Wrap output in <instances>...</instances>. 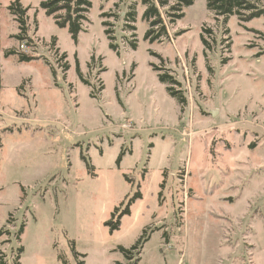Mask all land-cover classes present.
<instances>
[{"label": "rangeland", "instance_id": "1", "mask_svg": "<svg viewBox=\"0 0 264 264\" xmlns=\"http://www.w3.org/2000/svg\"><path fill=\"white\" fill-rule=\"evenodd\" d=\"M14 1L0 0V264H113L140 238L138 264H264V16L161 7L170 38L151 42L144 0H91L75 43L41 0H18L24 34Z\"/></svg>", "mask_w": 264, "mask_h": 264}, {"label": "trees", "instance_id": "2", "mask_svg": "<svg viewBox=\"0 0 264 264\" xmlns=\"http://www.w3.org/2000/svg\"><path fill=\"white\" fill-rule=\"evenodd\" d=\"M144 3L147 4V7L143 17L144 20L149 24V28L145 33V39L150 40L151 42H161L165 37L170 38V35L164 23L160 8L168 6L171 16L181 19L184 17L183 8L193 5L194 0H144ZM171 3L172 5H170ZM91 6V0H41V7L45 10L46 14L48 16H53L58 26L68 27L72 39L75 41V43H78L79 34L83 30L84 22L88 19L87 14ZM9 8L13 11L14 14L18 16L21 23V30L25 34L27 29L25 28L24 18L27 9L22 8L18 0H15L14 3L9 6ZM207 8L215 14L218 20L219 18H223L224 22H227L228 18L231 15L238 16V18L242 22L251 21L255 18L264 16V7H260L254 0H207ZM131 9H134V7L132 6ZM105 15V13L102 14L103 17ZM135 21L136 10L129 11L126 15V22L133 31L136 29V27L130 24H132V22L134 23ZM103 24L104 26L108 25L107 21H105ZM105 32L110 40L114 38L111 36V30L106 29ZM19 38H21V40L26 39L28 41L27 37L25 36H20ZM202 41L205 46H208L209 42L204 35H202ZM130 44L132 48L137 47L135 42H131ZM110 46L115 50H118L117 46L113 42H111ZM38 58V56L26 54H22L20 56V60L26 62H30ZM153 67L156 71H158V77L160 81L168 84L169 93L178 99L182 107H185L187 105V98L185 97L183 90H178L175 88V86L179 85L180 82L177 81V79H175L170 73L161 72L163 70V66L156 67L155 65H153ZM68 69L69 67L67 65L66 70ZM77 72L80 78L85 83H87L83 79L79 67L77 68ZM53 75L55 76V72L53 73ZM125 178H127V176H125ZM140 197L141 194L137 191L133 195V197L129 199L127 208L125 210L126 213L129 212L130 204ZM107 224L110 225L114 230L118 228L119 220L115 222L109 221L107 222ZM23 231L24 229L22 226L18 232V239L20 238V235ZM143 242V238H140L139 241L130 248L119 246V250L124 256V261H116L113 264H138L140 261ZM1 264H4V262L1 261ZM16 264H20L19 256L17 257ZM80 264H84V261H81Z\"/></svg>", "mask_w": 264, "mask_h": 264}, {"label": "built area", "instance_id": "3", "mask_svg": "<svg viewBox=\"0 0 264 264\" xmlns=\"http://www.w3.org/2000/svg\"><path fill=\"white\" fill-rule=\"evenodd\" d=\"M22 41H23V40H22ZM24 41H25L26 43L28 42V41H26V39H24ZM26 43L22 42V44H21L22 48H25Z\"/></svg>", "mask_w": 264, "mask_h": 264}]
</instances>
